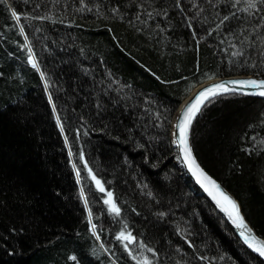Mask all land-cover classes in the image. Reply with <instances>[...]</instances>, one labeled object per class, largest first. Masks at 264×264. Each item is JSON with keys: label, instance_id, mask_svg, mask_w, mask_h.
Masks as SVG:
<instances>
[{"label": "trees", "instance_id": "trees-1", "mask_svg": "<svg viewBox=\"0 0 264 264\" xmlns=\"http://www.w3.org/2000/svg\"><path fill=\"white\" fill-rule=\"evenodd\" d=\"M248 2L0 0V264H264L179 171L170 140L199 84L264 78V6ZM190 139L264 234V99L209 100Z\"/></svg>", "mask_w": 264, "mask_h": 264}, {"label": "snow or ice", "instance_id": "snow-or-ice-1", "mask_svg": "<svg viewBox=\"0 0 264 264\" xmlns=\"http://www.w3.org/2000/svg\"><path fill=\"white\" fill-rule=\"evenodd\" d=\"M261 6H264V0H259V2H257V0H249L246 6V10L258 9ZM8 7L11 8L12 16L19 20L21 13L15 8H12L10 4L8 5ZM113 11H115V9H113ZM225 19H228V17H225ZM20 31H24L23 25L20 26ZM29 53V61L32 62L34 67H39L36 58L31 54V46H29ZM41 75H43L42 72ZM45 83H47V81H45ZM235 85H239L240 87H232ZM249 87L259 95L264 96V79L261 78H239L230 80L227 83L223 80H220L218 82L212 83L210 86L203 87L197 94H195L194 98L189 99L183 105H181L179 115L177 116L175 122L173 136L176 137L175 143L180 145V153H182V158L187 164L188 168L192 171V174L216 202L219 208L227 214L231 222L236 225L237 229H239V234L243 238L244 242L256 253L264 257V234L257 235V233L249 225L248 221L242 214L241 206L237 202V200L234 199L233 196H231L228 192H226L221 187L220 183H218L216 179H214L211 175H209L207 171H205L203 167H201L200 163L197 161V158L193 153V148L189 140L190 129L193 121L196 118L197 114L201 111L202 105H204L205 101L222 93H244L248 90ZM57 120H59V116H57ZM61 128H63V125H61ZM85 165H87V161H85ZM87 171L89 175H91L92 180L95 181L96 188L101 192H105L106 189L104 187V183L96 175L93 169L91 167H88ZM79 172L80 169L77 168L78 177ZM81 195H84L83 189H81ZM104 202L108 205L109 209L113 213L120 212V208L113 198L112 191H107V195L104 197ZM85 203H87V200H85ZM91 218L92 212L91 209H89V221H91ZM91 228L92 232L96 234V226L92 224ZM117 236L123 243V247L128 250L129 254H132L133 250L127 243V241H133L136 239V237L132 234V231L129 229L127 230V232H125L124 229H121V231L117 233ZM189 243L191 242L189 241ZM141 247H147V245H145L143 241H141ZM71 259L73 261H77V257L74 253L71 255ZM132 259H137V256L132 255ZM142 264H150L147 256H143Z\"/></svg>", "mask_w": 264, "mask_h": 264}, {"label": "water", "instance_id": "water-1", "mask_svg": "<svg viewBox=\"0 0 264 264\" xmlns=\"http://www.w3.org/2000/svg\"><path fill=\"white\" fill-rule=\"evenodd\" d=\"M248 77H254L251 75H235V76H225V77H218L212 80H208L205 81L201 84H199L198 86H196L186 97V99L181 103V105H183L186 101H188L191 98H194L195 94H197L203 87L205 86H210L212 83L214 82H218L220 80L225 81L226 83L230 80L233 79H239V78H248ZM257 78V77H254ZM232 87H240L239 85H235ZM229 93H222V94H218L216 97L218 96H222V95H228ZM231 94H241V95H245V96H249V97H254V98H259V99H264V96L259 95L257 92H255L254 90H252L250 87L248 88V90L244 93H231ZM215 98V97H213ZM213 98H209V100L213 99ZM205 101L204 105L209 101ZM179 106L177 113L174 115L173 119H172V123H171V128H172V132H171V140L173 141V146L176 149V153L177 156L180 157L179 162L185 172V174L194 182V184L197 186V188L200 190V192L209 200V202L214 206V208L217 210V212L228 222V224L231 226V229L233 230V232L235 233V235L239 238V240L243 243V245L254 255H256L258 258H260L263 262H264V257L260 256L258 253H256L253 249H251L243 240V238L240 236L239 234V229H237L236 225H234L231 220L228 218L227 214L223 212L222 209L219 208V206L216 204V202L212 199V197L208 194V192L204 189V187L200 184V182L196 179V177L192 174V171L188 168L187 164L184 162L183 158H182V153H180V145L175 143V139L176 137L173 136V130H174V126H175V122L177 119V116L179 115V110L180 107ZM202 105V107L204 106ZM194 122V121H193ZM192 127V126H191ZM190 133H191V129H190ZM189 140L191 143V139H190V135H189ZM192 145V144H191ZM194 153V151H193ZM195 155V154H194ZM218 182V181H217ZM219 183V182H218ZM221 185V184H220ZM221 187L228 192L231 196H233L234 199H236V197L230 192L228 191L226 188H224L222 185ZM237 200V199H236ZM237 202L239 203V201L237 200ZM240 204V203H239ZM242 212V211H241ZM243 214V213H242ZM245 217V216H244ZM249 223V222H248ZM250 225V224H249ZM251 226V225H250ZM252 227V226H251ZM255 231V230H254ZM258 235V234H257ZM132 241H129V243H131Z\"/></svg>", "mask_w": 264, "mask_h": 264}, {"label": "bare ground", "instance_id": "bare-ground-1", "mask_svg": "<svg viewBox=\"0 0 264 264\" xmlns=\"http://www.w3.org/2000/svg\"><path fill=\"white\" fill-rule=\"evenodd\" d=\"M252 76V75H251ZM255 77V76H254ZM258 78V77H257ZM261 79H264V78H261ZM228 95H230V94H228ZM238 95H241V94H238ZM245 96V95H244ZM51 109H52V112L55 114V111H54V108L51 106ZM176 163V162H175ZM177 166H179L178 167V169H179V171H184L183 170V168H182V166H181V164H180V162H179V159H178V161H177ZM202 167V166H201ZM206 171V170H205ZM186 175V174H185ZM210 175V174H209ZM187 176V175H186ZM188 177V176H187ZM214 178V177H213ZM188 179L190 180V182L195 186V188H196V190L198 191V193L200 194V195H202L205 199H206V201L210 204V206L214 209V211L221 217V219H223L224 221H225V223L229 226V228L231 229V226L228 224V222L217 212V210L214 208V206L209 202V200L200 192V190L197 188V186L194 184V182L188 177ZM215 179V178H214ZM218 181V180H217ZM219 182V181H218ZM220 183V182H219ZM221 184V183H220ZM222 185V184H221ZM223 186V185H222ZM224 187V186H223ZM225 188V187H224ZM241 206V205H240ZM241 211H242V208H241ZM243 213V212H242ZM244 215V214H243ZM245 219H246V217H245ZM247 220V219H246ZM250 224V223H249ZM253 228V227H252ZM232 230V229H231ZM232 232H233V230H232ZM256 232V231H255ZM234 233V232H233ZM257 233V232H256ZM235 234V233H234ZM259 235V234H258ZM236 236V235H235ZM237 237V236H236ZM237 239L239 240V238L237 237ZM240 241V240H239ZM133 242V241H132ZM240 243L243 245V243L240 241ZM244 246V245H243ZM245 247V246H244ZM246 248V247H245ZM247 249V248H246ZM248 250V249H247ZM249 251V250H248ZM250 252V251H249ZM251 253V252H250ZM252 255H254L253 253H251ZM255 257H257L256 255H254ZM258 258V257H257ZM259 260H261L260 258H258ZM262 261V260H261ZM263 262V261H262Z\"/></svg>", "mask_w": 264, "mask_h": 264}, {"label": "rangeland", "instance_id": "rangeland-1", "mask_svg": "<svg viewBox=\"0 0 264 264\" xmlns=\"http://www.w3.org/2000/svg\"><path fill=\"white\" fill-rule=\"evenodd\" d=\"M31 62V61H30ZM32 63V62H31ZM228 76H235V75H228ZM220 77H225V76H220ZM227 77V76H226ZM215 78H218V77H215ZM215 78H213V79H215ZM210 80H212V79H210ZM192 91V90H191ZM188 96V95H187ZM186 96V97H187ZM186 97L181 101V103L186 99ZM181 103L179 104V106L181 105ZM179 106L177 107V109L175 110V112L173 113V116H172V118H171V122H170V140H171V132H172V128H171V123H172V119H173V117H174V115L177 113V110H178V108H179ZM58 124V123H57ZM171 142H172V146H173V141L171 140ZM174 147V146H173ZM175 148V147H174ZM176 150V149H175ZM177 158H178V156H177ZM176 163H177V161H176ZM175 162H174V164L176 165V167L178 168L179 166H177V164H176Z\"/></svg>", "mask_w": 264, "mask_h": 264}]
</instances>
